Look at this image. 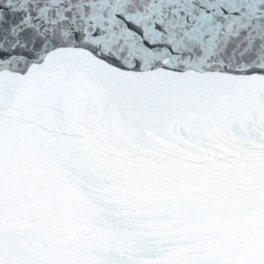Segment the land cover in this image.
<instances>
[{
	"label": "snow or ice",
	"instance_id": "obj_1",
	"mask_svg": "<svg viewBox=\"0 0 264 264\" xmlns=\"http://www.w3.org/2000/svg\"><path fill=\"white\" fill-rule=\"evenodd\" d=\"M0 264H264V0H0Z\"/></svg>",
	"mask_w": 264,
	"mask_h": 264
}]
</instances>
